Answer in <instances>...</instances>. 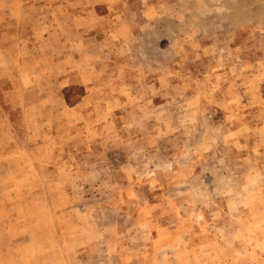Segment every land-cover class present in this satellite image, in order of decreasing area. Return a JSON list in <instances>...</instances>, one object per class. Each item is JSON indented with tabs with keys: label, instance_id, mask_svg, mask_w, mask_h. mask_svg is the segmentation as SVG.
Listing matches in <instances>:
<instances>
[{
	"label": "rangeland",
	"instance_id": "374dc122",
	"mask_svg": "<svg viewBox=\"0 0 264 264\" xmlns=\"http://www.w3.org/2000/svg\"><path fill=\"white\" fill-rule=\"evenodd\" d=\"M0 264H264V0H0Z\"/></svg>",
	"mask_w": 264,
	"mask_h": 264
}]
</instances>
